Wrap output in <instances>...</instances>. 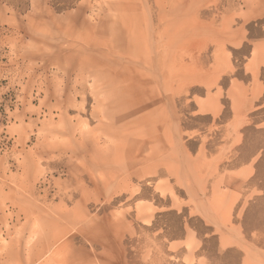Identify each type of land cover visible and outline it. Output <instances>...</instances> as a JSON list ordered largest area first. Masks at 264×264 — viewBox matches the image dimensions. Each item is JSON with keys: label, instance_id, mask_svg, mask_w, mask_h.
Listing matches in <instances>:
<instances>
[{"label": "rangeland", "instance_id": "rangeland-1", "mask_svg": "<svg viewBox=\"0 0 264 264\" xmlns=\"http://www.w3.org/2000/svg\"><path fill=\"white\" fill-rule=\"evenodd\" d=\"M0 264H264V0H0Z\"/></svg>", "mask_w": 264, "mask_h": 264}]
</instances>
